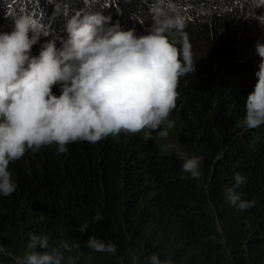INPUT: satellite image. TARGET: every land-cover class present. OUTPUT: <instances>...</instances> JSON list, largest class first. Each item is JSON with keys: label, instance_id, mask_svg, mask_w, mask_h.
I'll return each instance as SVG.
<instances>
[{"label": "trees", "instance_id": "1", "mask_svg": "<svg viewBox=\"0 0 264 264\" xmlns=\"http://www.w3.org/2000/svg\"><path fill=\"white\" fill-rule=\"evenodd\" d=\"M52 2L0 0V32L11 31L13 16L34 15L44 35L32 55L50 39L61 47L55 23L69 1L61 0L60 11ZM153 2L96 0L90 6L110 17L105 27L141 35L151 24ZM161 7L184 17L195 62V72L180 78L169 117L174 128L166 137L152 132L147 141L143 131L77 141L65 154L45 146L10 163L17 187L0 195V245L11 256L0 253V264L58 248L62 239L80 244L60 249L62 264H150L153 254L162 264H264V125L236 126L256 83L255 46L264 44V24L255 18L264 16V7L255 0H163ZM52 91L59 95V85ZM192 156L202 157L195 178L181 171ZM236 173L245 178L240 185ZM226 188L254 206L230 205ZM96 213L104 219L93 220ZM86 221V230L78 231ZM31 235L47 236L48 249L30 248ZM89 236L115 244L116 252L88 248Z\"/></svg>", "mask_w": 264, "mask_h": 264}, {"label": "clouds", "instance_id": "2", "mask_svg": "<svg viewBox=\"0 0 264 264\" xmlns=\"http://www.w3.org/2000/svg\"><path fill=\"white\" fill-rule=\"evenodd\" d=\"M65 1H69L63 7L67 12L55 23V31L63 38L59 48L50 39L40 45L38 55H32L33 46L44 35L34 15L13 16L11 31L0 32V195L4 197L17 187L9 164L29 150L35 154L55 145L58 154H65L70 143H97L121 132L143 131L146 141L158 130L160 137H166L175 126L169 117L177 107L180 78L195 72L185 19L177 11L166 12L163 0L149 6L151 24L141 35L117 25L105 27L110 17L90 6L96 0ZM60 2L53 0L52 10L60 11ZM255 4L264 7V0ZM255 19L264 24V16ZM44 25L49 31V23ZM255 51L260 58L256 83L245 99V115L236 125L246 129L264 125V44L258 42ZM57 85L59 95L52 91ZM161 125L166 127L161 130ZM201 160L192 156L181 171L198 177ZM234 175L236 185L244 182L239 173ZM225 195L240 210L255 204L241 200L234 188H226ZM103 219L100 213L93 216L95 221ZM90 223L86 221L78 231H85ZM30 240L32 249L49 247L47 236L31 235ZM86 245L96 252H116L115 244L95 236H89ZM79 248L77 242L70 246L62 239L58 248L12 258L15 264H62L60 249ZM0 253L11 256L2 245ZM149 259L150 264H162L155 254Z\"/></svg>", "mask_w": 264, "mask_h": 264}, {"label": "bare ground", "instance_id": "3", "mask_svg": "<svg viewBox=\"0 0 264 264\" xmlns=\"http://www.w3.org/2000/svg\"><path fill=\"white\" fill-rule=\"evenodd\" d=\"M55 34V33H54Z\"/></svg>", "mask_w": 264, "mask_h": 264}]
</instances>
